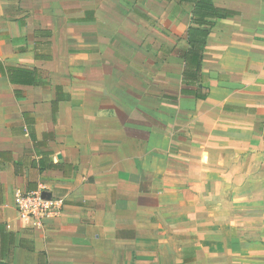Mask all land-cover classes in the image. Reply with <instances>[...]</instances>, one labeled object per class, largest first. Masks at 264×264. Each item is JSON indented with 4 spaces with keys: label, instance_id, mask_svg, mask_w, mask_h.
<instances>
[{
    "label": "crops",
    "instance_id": "obj_1",
    "mask_svg": "<svg viewBox=\"0 0 264 264\" xmlns=\"http://www.w3.org/2000/svg\"><path fill=\"white\" fill-rule=\"evenodd\" d=\"M0 264H264V0H0Z\"/></svg>",
    "mask_w": 264,
    "mask_h": 264
},
{
    "label": "built area",
    "instance_id": "obj_2",
    "mask_svg": "<svg viewBox=\"0 0 264 264\" xmlns=\"http://www.w3.org/2000/svg\"><path fill=\"white\" fill-rule=\"evenodd\" d=\"M65 200V196H57L45 184H40L33 191H16L13 206L20 219L41 227L62 213Z\"/></svg>",
    "mask_w": 264,
    "mask_h": 264
},
{
    "label": "trees",
    "instance_id": "obj_3",
    "mask_svg": "<svg viewBox=\"0 0 264 264\" xmlns=\"http://www.w3.org/2000/svg\"><path fill=\"white\" fill-rule=\"evenodd\" d=\"M192 31V29L190 30V32ZM204 37L207 36L208 32L204 31ZM203 43H204V40L200 43V44H194V48L196 49L197 51V54L199 55V58L195 61L196 62V71H199L200 70V60H201V54L198 53V51H200V49L202 50V47H203Z\"/></svg>",
    "mask_w": 264,
    "mask_h": 264
}]
</instances>
